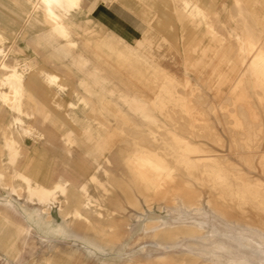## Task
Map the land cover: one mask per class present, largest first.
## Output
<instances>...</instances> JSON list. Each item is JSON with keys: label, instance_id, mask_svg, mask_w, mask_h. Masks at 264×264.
<instances>
[{"label": "rangeland", "instance_id": "rangeland-1", "mask_svg": "<svg viewBox=\"0 0 264 264\" xmlns=\"http://www.w3.org/2000/svg\"><path fill=\"white\" fill-rule=\"evenodd\" d=\"M98 3L113 12L121 28L98 8L93 14L83 0L82 8L73 12L75 25L66 39L35 11L37 0L0 4L5 37L0 39V92L11 91L2 79L13 67L25 77L22 110L0 99V166L7 182L16 164L35 183L52 187L68 180L65 192L56 191L46 207L31 198L21 178L13 180L16 191L9 199L15 207L0 210V264H6L5 258L8 264H139V259L160 252L154 250L155 241L141 239L142 225L151 216L170 221L189 213L158 210L157 204L149 210L143 204L140 211L129 208L121 214L113 204L114 177L127 180L140 174L155 184L166 177L165 170L147 161L149 152L138 146L135 130H146L166 149L183 141L170 123L187 122L195 135L188 151L194 161L229 160L264 185V131L246 132L238 113L243 108L252 123L264 118V61L256 59L264 49V0ZM45 73L58 75L63 88L49 85ZM26 99L31 100L29 107ZM214 138L223 147L211 142ZM237 143L244 147H235ZM209 146L211 150L203 149ZM4 192L0 189V198L6 202ZM259 201L246 200L244 216L264 218ZM121 215L125 231L114 239ZM2 218H17L16 224ZM18 218L39 220H30L29 233L17 227ZM210 235L220 236L218 231ZM189 240L196 243L190 250L197 252L200 238L166 245V250H187L183 245ZM256 245L259 257L264 243L258 238Z\"/></svg>", "mask_w": 264, "mask_h": 264}, {"label": "bare ground", "instance_id": "bare-ground-1", "mask_svg": "<svg viewBox=\"0 0 264 264\" xmlns=\"http://www.w3.org/2000/svg\"><path fill=\"white\" fill-rule=\"evenodd\" d=\"M81 2L82 0H37L35 11H40L42 20L51 28V30H53V32L58 34L61 38L66 39L69 36L72 27V23L69 20L72 18L73 12L82 8ZM4 38L5 37L0 34V39ZM71 43H74V41ZM9 66L10 65L5 62L3 63L4 69H8ZM45 79L49 85L63 88L59 83L58 75L45 74ZM2 81L5 85H8L11 88V92L1 91L0 99L10 104L12 103V105L15 103L17 108L22 110V102L25 98L24 75L21 74L16 67H13L11 71L4 75ZM99 100L100 103H102L100 98ZM260 106L262 107V111H264V105ZM163 113L165 114V112ZM238 113L246 126V132L254 134L259 131H264V118L257 123L258 128H255V124L250 121L249 115L246 111H241L239 109ZM179 114L180 113H178V115ZM180 116L181 114L179 117ZM116 117H114V119ZM175 119H177V117ZM120 122L122 121L120 120L119 123ZM186 123H177L176 121L170 123L180 132L181 140L183 141L179 146L174 145L175 141L172 145L171 142L174 140L172 136L171 138L173 140L171 139V145L166 149L164 147V149H162V146L160 147L154 141L156 140L155 138L154 140L150 139L146 130H135L133 134L138 140V146H140L142 150L149 152L148 157L146 156L147 161L152 163L157 169L165 170L166 177L160 179L161 181L159 183L155 184L154 181L152 182L145 177L138 176L140 174H132L133 177L127 180L120 177H114L112 180V182L114 181L113 187L117 190V195L113 198V204L115 210L121 214L129 208L140 211L143 209V204H146L149 210L153 208V205L157 204L158 210L166 209L169 213H176L177 211H180L181 213L182 210H185L186 213H189L187 216L180 215L179 220L172 219L166 221L160 216H151L147 219L142 225V233L140 234V237L141 239L149 238L155 241L156 247H154V250H160V252L147 256L145 259H139L138 263L264 264V249H261V255L259 257L254 253V250L258 249V246L256 245L257 239H261L264 243V218H253L250 215L244 216L245 210L243 208L246 200L260 197L257 206L264 211V185L246 175L237 167V165L228 162L229 160L222 158L221 160L218 158L220 160L218 163L194 161V158H191L188 151L191 146H193L192 142L195 140V135L194 132L188 128ZM139 126L140 128H143L141 125ZM165 129L168 128L166 127ZM210 140L215 145L221 147L224 145L220 143L217 138ZM12 142L13 141L8 144L9 149L13 148ZM67 145H69L68 142ZM203 146L204 144L201 147ZM235 147L243 148L244 145L237 143L235 144ZM210 148L211 147L209 146L203 149L209 150ZM67 150L68 153L72 155L71 150L68 148ZM124 153L122 151L120 154ZM10 157L12 161L15 162L16 155L11 154ZM246 161L249 162L248 160ZM250 165L252 164L250 163ZM261 165L264 169V162H262ZM99 167H101L100 163L97 168L99 169ZM196 170L199 173H196ZM112 176L113 175L111 174V177ZM17 177L25 182L30 191L31 198L36 197V201L43 206L45 205V207L49 206L52 196L56 191L61 190L62 192H65L68 186L66 182V185L58 183L55 187L49 188L35 183L29 176L18 174ZM6 178L5 173L0 170V183L4 187H8V194L14 193L16 191L15 186L10 184L5 185ZM168 181H176V184L174 186H169L167 185ZM204 193H206V195ZM234 200H237V202ZM9 206L13 208L15 207L9 198L6 202L0 200V210L10 212L11 210ZM2 211L1 213L3 214ZM76 212L78 213V216H83L80 210H76ZM123 218H125V216L121 215L120 220ZM5 219L11 220L10 218ZM84 219L93 225L90 218ZM122 221L114 230V239L119 238L125 231V223ZM18 227L26 232L28 231V228L26 227H20L19 225ZM212 231H218L220 236L217 237L210 235ZM230 237L234 239V242L230 240ZM191 238H200L203 242L200 245L201 248L197 252L190 250V248L196 246V243L192 240L184 243L183 246L187 247V250H166V245H169L168 248H171L176 243ZM136 240H138V238H136ZM229 256L234 257L230 258ZM131 257L132 260L135 259L133 255ZM5 262L8 264L9 260L5 258ZM134 263L136 262L134 261Z\"/></svg>", "mask_w": 264, "mask_h": 264}, {"label": "crops", "instance_id": "crops-1", "mask_svg": "<svg viewBox=\"0 0 264 264\" xmlns=\"http://www.w3.org/2000/svg\"><path fill=\"white\" fill-rule=\"evenodd\" d=\"M99 1H101V0H92V1H89V0H84V3H86V5H87V7L88 8H90L91 10H92V13L93 14H96V8H98V2ZM82 2H83V0H82ZM82 2H81V7H82ZM0 4H4V0H0ZM97 11L98 12H104V13H106V14H108L109 16H110V18L111 19H114L113 18V16H112V14H113V12H109V11H107V10H105V9H102V8H98L97 9ZM3 15H4V13L2 12V13H0V27H3ZM115 20V22L113 23L114 24V26H116V27H118L117 29L119 30L120 28H121V26H120V23L116 20V19H114ZM71 23H72V27L71 28H73L74 27V25H75V22L73 21V18H71L70 20H69ZM120 26V27H119ZM4 28V27H3ZM71 30V29H70ZM132 33H134L135 35H136V33L135 32H133V31H131ZM0 34H1V32H0ZM2 35V34H1ZM3 37H4V35H2ZM136 36H138V35H136ZM143 37V36H142ZM249 50V49H248ZM247 50V51H248ZM256 59L257 60H261V61H264V49H262L257 55H256ZM45 74H51V73H45ZM45 76V75H44ZM11 92V91H10ZM24 93H25V82H24ZM26 104L25 105H27L28 107L30 106V104H31V100L30 99H26V102H25ZM240 110L241 111H243L244 109L243 108H241L240 107ZM245 111V110H244ZM253 124H255V126H257L258 124L257 123H253ZM189 127V126H188ZM67 154L69 155V156H72V155H70V153H68V150H67ZM17 160V159H16ZM16 160H15V162H16ZM14 162V163H15ZM19 167V164L17 165H15L14 166V169H13V175L10 177V180L7 182V178H6V181H5V185H13V186H15L14 185V181L13 180H15V178H18L17 177V175L18 174H23V175H26L25 173H22L21 171H20V168H18ZM0 170H2L3 171V169H2V167L0 166ZM4 172V171H3ZM5 173V172H4ZM26 176H28V175H26ZM30 178H32L31 176H29ZM33 179V178H32ZM66 182H68V180H64V181H61V180H59V181H56L55 182V184H54V186H52V187H49V188H53V187H55L58 183H60V184H65L66 185ZM37 183V182H36ZM38 184H41V185H44V184H42V183H38ZM44 186H46V185H44ZM46 187H48V186H46ZM0 189H3V190H5V192L3 193V194H5V193H7L8 192V187H4L1 183H0ZM7 190V191H6ZM8 194V193H7ZM0 195H2V194H0ZM8 196L10 197V195L8 194ZM8 197V198H9ZM7 198V199H8ZM6 199V200H7ZM0 200H2L1 198H0ZM83 208H86L85 206H82ZM85 218H89L88 216H86ZM3 220H5V221H7L8 223L10 222V223H12V224H16V220H17V218H10L11 220H7V219H5V218H2ZM16 219V220H15ZM19 220H21V223H18V225L20 226V227H26V228H28V231L27 232H29L30 233V231H31V228H32V226L30 225V220H32V221H34V222H37L39 219L38 218H18ZM91 219V218H90ZM46 222H50V218H45L44 219ZM122 222H124V220L122 221ZM125 223V222H124ZM18 227V226H17ZM116 227V226H115ZM124 229H125V225H124ZM43 238H45V237H43ZM45 239H47V238H45Z\"/></svg>", "mask_w": 264, "mask_h": 264}]
</instances>
